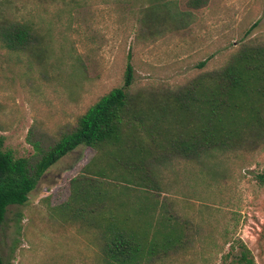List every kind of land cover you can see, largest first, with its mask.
Returning a JSON list of instances; mask_svg holds the SVG:
<instances>
[{
  "label": "rangeland",
  "instance_id": "obj_1",
  "mask_svg": "<svg viewBox=\"0 0 264 264\" xmlns=\"http://www.w3.org/2000/svg\"><path fill=\"white\" fill-rule=\"evenodd\" d=\"M11 21L42 37L36 55L0 42V135L16 158L33 154L28 138L57 137L121 87L128 64L130 90L153 100L222 67L241 45L264 44V0H0V28ZM94 155L79 146L42 175L24 205L7 208L0 264H105L99 228L61 207ZM262 173L257 150L172 161L160 169L157 190L132 186L118 199L124 210L154 206L139 228L159 259L146 264H235L241 243L264 264V185L255 178ZM158 230L173 232L169 248Z\"/></svg>",
  "mask_w": 264,
  "mask_h": 264
},
{
  "label": "trees",
  "instance_id": "obj_2",
  "mask_svg": "<svg viewBox=\"0 0 264 264\" xmlns=\"http://www.w3.org/2000/svg\"><path fill=\"white\" fill-rule=\"evenodd\" d=\"M0 42L10 51L36 55L42 37L32 26L11 21L0 28ZM131 85L128 64L123 85L100 97L73 127L60 129L57 137L28 138L30 157L16 158L5 150L0 135V224L9 206L27 202L52 165L85 146L95 155L71 180L70 200L61 207L71 208L81 225L99 228L105 264H146L159 259L153 248H146V234L139 228L149 224L154 206L133 203L127 211L128 204L118 203L119 198L128 196L132 186L157 190L160 169L172 161L237 158L264 150V44L241 45L222 67L164 90L159 99L147 100ZM107 177L115 184L103 181ZM255 178L264 185V173ZM157 232L169 248L173 232ZM239 248L235 264H256L244 244Z\"/></svg>",
  "mask_w": 264,
  "mask_h": 264
}]
</instances>
